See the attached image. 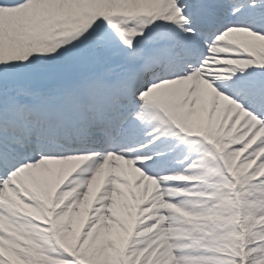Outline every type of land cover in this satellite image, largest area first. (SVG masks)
Here are the masks:
<instances>
[{
    "label": "snow or ice",
    "instance_id": "snow-or-ice-1",
    "mask_svg": "<svg viewBox=\"0 0 264 264\" xmlns=\"http://www.w3.org/2000/svg\"><path fill=\"white\" fill-rule=\"evenodd\" d=\"M0 264H264V0H0Z\"/></svg>",
    "mask_w": 264,
    "mask_h": 264
}]
</instances>
